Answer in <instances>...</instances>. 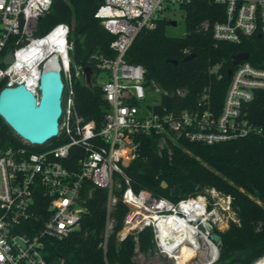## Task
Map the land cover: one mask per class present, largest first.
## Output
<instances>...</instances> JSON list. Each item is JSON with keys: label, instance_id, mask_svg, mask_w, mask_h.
I'll use <instances>...</instances> for the list:
<instances>
[{"label": "built area", "instance_id": "built-area-1", "mask_svg": "<svg viewBox=\"0 0 264 264\" xmlns=\"http://www.w3.org/2000/svg\"><path fill=\"white\" fill-rule=\"evenodd\" d=\"M192 1L104 0L95 18L114 36L110 44L114 56L92 54L94 68L74 61L68 24L58 23L39 33V21L53 0H0L1 64L9 51L14 56L12 64L0 66V85H25L39 97L41 73L53 57L65 85L56 137L59 145L48 142L33 146L22 140L21 145L7 147L0 139V264H66L63 258L47 259L46 241L64 240L80 230L96 188L108 194L106 225L99 245L105 252L118 224L114 212L122 202L129 212L116 232L117 241L133 236L136 254L141 253L139 233L151 227L155 251L174 264H180V245L193 248L196 257L214 250L211 262L218 259L220 241L214 242L212 234L215 229L222 231L223 217L232 213L230 195L211 190L210 196L198 194L173 202L144 189L135 191L128 174L140 156L142 136H160L159 155L169 156L180 139L215 145L264 136L263 128L251 121L247 110L256 94L264 91V67L252 65L249 59L236 65L218 111L207 90L193 106L178 109L174 97L186 98V91L161 89L146 80L144 66L127 61L137 36L157 28L169 3L182 6ZM213 1L225 7L223 21L212 28L216 40L232 44L256 36L264 40V0ZM203 27L207 29L209 24L205 22ZM49 45L58 51L49 54ZM87 67L92 71L89 81L84 72ZM210 71L222 78L218 67ZM79 82L100 88L106 110L99 125L77 110ZM165 98L170 106L164 104ZM208 223L213 229L207 228ZM254 264H264V255Z\"/></svg>", "mask_w": 264, "mask_h": 264}, {"label": "trees", "instance_id": "trees-1", "mask_svg": "<svg viewBox=\"0 0 264 264\" xmlns=\"http://www.w3.org/2000/svg\"><path fill=\"white\" fill-rule=\"evenodd\" d=\"M104 0H53L51 9L39 21V33L44 34L58 23L71 27L74 61L86 66L92 54L113 57L110 44L114 36L96 19L95 14ZM185 12L186 35L168 36L166 18L160 19L155 30H143L133 42L126 59L145 67L146 80L163 90L187 92L186 98L174 97L178 109L193 106L207 90L213 108L220 110L228 90V71L235 68L233 55L248 52L249 62L264 67V40L254 37L242 44L221 42L213 36V25L223 21L225 7L213 0H193L182 5ZM209 27L205 29L203 24ZM194 54L190 60H185ZM0 66H2L0 62ZM218 67L222 76L211 74ZM95 68V66H94ZM4 85H0V92ZM76 107L87 120L101 123L106 104L98 86L76 85ZM170 100L164 99V104ZM251 121L264 130V91L256 94L248 106ZM0 139L3 145H21L22 139L0 117ZM160 136H142L140 156L128 168L135 191L147 190L153 195L178 202L198 194L210 196L215 190L231 198L235 220L228 229L214 232L220 235L219 257L213 264H254L264 255V136L251 135L236 141L215 145L191 143L180 139L173 146L172 155H159ZM53 146L60 139L50 141ZM38 149V147L36 148ZM165 182L167 187H163ZM107 191L96 188L89 201V211L81 228L64 240L49 239L45 252L49 261L63 258L66 264H138L134 261L136 241L129 236L119 243L116 232L122 229L129 208L122 202L114 212L115 233L109 238L106 252L99 247L107 219ZM139 250L143 254L155 252L151 227L138 235ZM197 253L188 246L180 250V264L194 260Z\"/></svg>", "mask_w": 264, "mask_h": 264}, {"label": "water", "instance_id": "water-1", "mask_svg": "<svg viewBox=\"0 0 264 264\" xmlns=\"http://www.w3.org/2000/svg\"><path fill=\"white\" fill-rule=\"evenodd\" d=\"M170 25L176 26L177 21H170ZM250 56L248 52L233 55V66L248 60ZM193 57L194 54H191L185 60ZM13 61V53L9 51L2 60V65H10ZM84 72L89 81L91 68H85ZM232 73L230 69L228 77H231ZM39 83V97L25 85L6 87L0 92V117L18 137L33 146H42L59 136L63 116L65 85L61 69L45 68L41 73ZM162 186L167 187V184L163 182ZM207 226L209 230L213 229L211 223ZM212 240L218 243L220 235L213 233Z\"/></svg>", "mask_w": 264, "mask_h": 264}, {"label": "rangeland", "instance_id": "rangeland-1", "mask_svg": "<svg viewBox=\"0 0 264 264\" xmlns=\"http://www.w3.org/2000/svg\"><path fill=\"white\" fill-rule=\"evenodd\" d=\"M163 17L169 22L172 20L177 21L176 26L170 24L167 26L166 33L168 36L184 37L186 35L185 12L182 10L181 6L169 3L163 13ZM235 218L233 212L225 215V217H223V222L220 225L221 230L225 231L228 229L230 221L235 220ZM134 258V261L138 264H174L172 259L160 255L157 251L149 252L148 254L138 253ZM208 261H210L209 252L205 255L198 254L190 264H206Z\"/></svg>", "mask_w": 264, "mask_h": 264}, {"label": "bare ground", "instance_id": "bare-ground-1", "mask_svg": "<svg viewBox=\"0 0 264 264\" xmlns=\"http://www.w3.org/2000/svg\"><path fill=\"white\" fill-rule=\"evenodd\" d=\"M48 51L47 52H49V54L50 53H56L57 51H58V49H56L54 46H52V45H49V47H48V49H47ZM64 51V50H63ZM49 59H50V57H49ZM57 66V60H56V57H53L52 59H50L47 63H46V68H54V67H56ZM171 225H173V223H171ZM186 245H180V250L183 248V247H185ZM180 250H179V252L177 253L178 255H177V258L179 259V254H180ZM216 254V251H214V250H212V252H211V254H210V261H208V262H206V264H209L212 260H213V258H214V255Z\"/></svg>", "mask_w": 264, "mask_h": 264}]
</instances>
